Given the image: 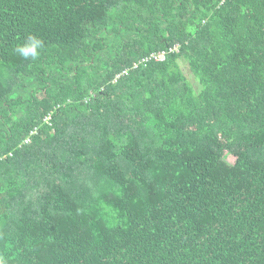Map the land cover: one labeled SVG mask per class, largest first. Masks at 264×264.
<instances>
[{"label":"trees","instance_id":"1","mask_svg":"<svg viewBox=\"0 0 264 264\" xmlns=\"http://www.w3.org/2000/svg\"><path fill=\"white\" fill-rule=\"evenodd\" d=\"M0 258L264 264V0H0Z\"/></svg>","mask_w":264,"mask_h":264},{"label":"clouds","instance_id":"2","mask_svg":"<svg viewBox=\"0 0 264 264\" xmlns=\"http://www.w3.org/2000/svg\"><path fill=\"white\" fill-rule=\"evenodd\" d=\"M43 47V41L35 35H30L23 43L16 46V53L24 59L36 60L40 56V49ZM0 264H5L3 258H0Z\"/></svg>","mask_w":264,"mask_h":264},{"label":"rangeland","instance_id":"3","mask_svg":"<svg viewBox=\"0 0 264 264\" xmlns=\"http://www.w3.org/2000/svg\"><path fill=\"white\" fill-rule=\"evenodd\" d=\"M181 68L184 72V74L186 75L187 79L189 80V82H191L192 86L195 88V90H200V84H198L197 80L195 79V77L193 76V74L191 73L187 63H185L184 61H179ZM229 160L231 162H234V158L230 156Z\"/></svg>","mask_w":264,"mask_h":264}]
</instances>
